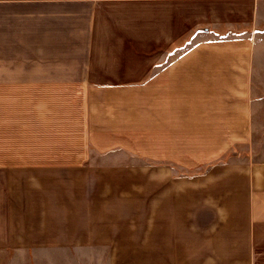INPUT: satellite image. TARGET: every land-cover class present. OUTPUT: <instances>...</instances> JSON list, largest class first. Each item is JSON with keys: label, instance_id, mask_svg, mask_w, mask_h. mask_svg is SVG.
<instances>
[{"label": "crops", "instance_id": "1", "mask_svg": "<svg viewBox=\"0 0 264 264\" xmlns=\"http://www.w3.org/2000/svg\"><path fill=\"white\" fill-rule=\"evenodd\" d=\"M262 27L264 0H0V264H264ZM114 154L155 184L230 156L160 181L147 229L91 199L14 200L16 175Z\"/></svg>", "mask_w": 264, "mask_h": 264}, {"label": "rangeland", "instance_id": "2", "mask_svg": "<svg viewBox=\"0 0 264 264\" xmlns=\"http://www.w3.org/2000/svg\"><path fill=\"white\" fill-rule=\"evenodd\" d=\"M262 32L264 33V27H262ZM258 37L254 46L253 84L254 97L258 113L262 111V120L257 118L254 128L257 139L262 140L264 138V34ZM229 156L226 155L222 159L213 160L200 168L192 171L190 169L187 172L178 165L168 166L170 174L167 180L179 181L207 175L214 167L224 164ZM107 159L101 162L100 158H94L91 162L92 167L86 168L85 172L16 175L14 177V200L23 193H28L30 198L37 199V202H34L35 207L43 211L50 208L46 207L45 202L51 203L54 209L52 201L55 199L64 202L67 199H72V201L91 199L94 212L101 209L100 213L121 215L124 222L117 223L119 227L147 229L152 207L150 199L154 196V188L159 187L160 181L163 183L168 181L163 177L161 179L157 177L156 184L154 180L152 183L149 175L151 163L144 155L114 154ZM100 165L108 167L102 168ZM104 168L106 171H102ZM15 185L18 187L24 185L29 189L24 192ZM180 193L178 191L176 197H180ZM104 201H108L107 204H103Z\"/></svg>", "mask_w": 264, "mask_h": 264}]
</instances>
